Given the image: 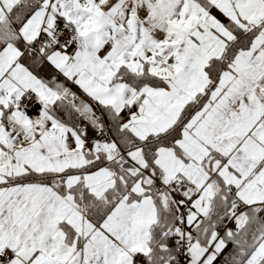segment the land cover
<instances>
[{
    "label": "snow or ice",
    "instance_id": "1",
    "mask_svg": "<svg viewBox=\"0 0 264 264\" xmlns=\"http://www.w3.org/2000/svg\"><path fill=\"white\" fill-rule=\"evenodd\" d=\"M0 264H264V0H0Z\"/></svg>",
    "mask_w": 264,
    "mask_h": 264
}]
</instances>
